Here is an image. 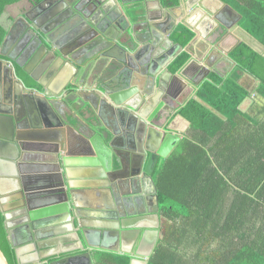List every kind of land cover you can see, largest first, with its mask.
<instances>
[{
  "label": "crops",
  "instance_id": "0c3cea01",
  "mask_svg": "<svg viewBox=\"0 0 264 264\" xmlns=\"http://www.w3.org/2000/svg\"><path fill=\"white\" fill-rule=\"evenodd\" d=\"M40 1L42 0H23L22 3L32 9ZM101 1L105 9L104 13L96 10L99 0H51L47 7L62 4L61 12L72 9L73 12L67 17L61 18L62 29L55 33L53 37L46 39L44 33H40L44 43L51 51H44L42 58L38 60H35L34 56L40 46L38 43L31 45L32 40L36 39L32 31H29V24L32 21L25 16V13L19 11L12 12V14H8L6 11L0 15V56L11 54L18 58L25 47H29L28 56L22 60L20 65L11 61L10 65L13 68L16 66L17 71L19 67L29 78L37 82L41 90H44L41 83L28 74L23 66H27L32 72L36 73L40 80L46 82L50 86L48 92H50L52 98L59 97L60 99L56 103L61 113L67 115L66 119H69L70 123L78 128L80 126L78 120L73 118V111L69 110L67 103H73L79 113L84 112V103L73 92L76 89L83 92L88 91L91 92L89 95L95 99L96 94L93 91H95L97 83L103 81L107 76L116 75L120 70L121 67L116 60L125 58L126 51H129L135 61L138 48L152 36L154 38L161 37L157 43L159 50L153 54L156 58L160 57L157 61V71H154L156 82L160 81V85L162 84L161 86L164 88L163 86H170L177 79L174 75H179L181 81H176H178L180 88L181 85L187 84L181 92H179L180 88L178 92L176 88H173L174 94H178L177 99H172L166 94L163 96H161V93L157 95V91L153 101H148V105L145 104V101L142 103L144 96L149 99L146 89H144L145 75L137 73L136 70L130 67L125 70H133L136 85L140 88V93L135 95L136 98L133 99L139 100L138 105L142 103V110L146 112V115L150 116L156 106L164 101V106L156 115L155 121L158 125L166 128L170 126L173 130L178 131L181 134L180 141L185 137L198 139L203 135L202 132L193 129L191 122L179 113L180 109L187 105L190 100H198L220 115L217 110L213 109L200 97L199 90L212 73L225 77L236 68L237 47L241 43H246L253 50L264 55V44L242 27L240 23L242 18L228 10L225 7L227 2L224 0ZM33 15V17H38V13L37 15L33 13ZM217 17L220 18L221 23ZM108 19H112L124 27L122 30L114 29L112 34L116 36V39H108L109 41L102 40V37L96 31L99 28L98 25H102L103 20L108 21ZM236 20L238 25L235 23ZM180 25H184L194 32V37L186 45L181 40V34L174 36ZM151 26L159 35L150 33ZM48 33H51V30ZM166 39H170L171 42ZM92 46L96 47L93 52L91 51L93 62L91 60H88V62L87 58L89 56L86 50ZM99 50H103L102 53L96 54ZM169 50L173 54L168 55ZM62 52H64V55ZM165 54L168 58H164L163 55ZM45 55L47 60H44ZM70 57L74 58L78 64L72 62ZM178 58H187L185 65L180 69L177 65ZM81 63L85 64L83 71L80 69L79 64ZM43 64L47 66L43 68ZM50 67L56 68L53 72L48 73ZM6 69V66L3 65V71H6ZM240 74L239 83L249 91V95L241 103V111L252 116L253 114L250 112L252 110L264 114V107L259 108L257 106L259 102L264 105V97L258 92L261 81L248 71H242ZM243 106L245 107L243 108ZM101 107L102 103L99 110H101ZM224 120L226 121V118ZM238 120L242 121L243 119L239 116ZM105 122L112 124L111 119H105ZM103 124L104 121L101 125ZM226 128V126H223L213 136L208 146ZM83 131L89 135L93 134L90 129H83ZM32 142H41L46 145V151L56 149V146H53L45 138L42 141ZM1 151L0 176L2 178H0V188L5 193H11V191L13 193L18 181L14 176L9 178L13 173V168L9 164H15V162H10L5 156V151ZM65 158L67 165L63 166V170L66 174V190L73 210L80 212V215H77L76 218V225L79 227V234L85 244L84 250L91 251L93 255L95 250L90 245H107L131 250L137 249L141 253L148 252L156 237V229L161 225L163 217L162 211L161 209L158 210L155 200V184H152L151 180L146 178V181L142 180L140 182L135 192H131L130 188L122 192L114 182L109 181L108 171L104 167L103 160L98 159L97 162L86 163L83 158L74 155ZM127 198L130 199L129 202L131 203L129 210L128 202L125 200ZM134 206L138 208L142 218H127L126 212L133 211ZM115 211L120 214L121 230L123 229L124 236L119 234L118 237H113L111 235L112 231H109V229H98L97 223L116 221L115 218H108L107 216L108 213ZM158 213L161 215V223ZM18 214L19 211L12 212L13 223L18 221ZM81 223L86 228L84 229L86 233L80 228ZM127 233L133 234L129 236V240L126 237ZM13 238L19 245L20 260L27 262L42 256V251L35 244L30 243L29 236L19 228H15ZM72 240L75 241L72 242ZM59 244L55 249L64 250L65 252L61 255L78 253L69 250L74 246H80L74 235L66 236V239L61 240ZM56 257H59V255H56Z\"/></svg>",
  "mask_w": 264,
  "mask_h": 264
},
{
  "label": "water",
  "instance_id": "95a60500",
  "mask_svg": "<svg viewBox=\"0 0 264 264\" xmlns=\"http://www.w3.org/2000/svg\"><path fill=\"white\" fill-rule=\"evenodd\" d=\"M50 1L47 0L39 6L40 8L35 9L37 12L31 11L25 14L32 21L29 24V31L31 30L36 38L30 44L35 45L38 43L40 46L34 56L35 60L42 58L44 51H51L44 43L40 33H44L46 39L53 37L55 33L62 29L61 18L67 17L73 12V9L61 12L62 4L47 7ZM101 3L102 1L99 0L96 10L104 13L105 9ZM225 7L242 18V14L230 4L226 3ZM33 13H38V17H33ZM217 19L220 18L217 17ZM103 21L104 23L98 25L99 28L96 29L102 40L116 39V36L112 34L114 29H124L121 24L112 19ZM219 21L221 23V20ZM222 23L226 25L224 22ZM235 23L238 25L237 20ZM50 30L51 33H48ZM150 33L159 35L152 26L150 27ZM160 39V36H157V38L152 36L143 43L136 51L135 61L129 51H126L125 58L117 59L116 62L121 67L120 70L116 75L107 76L103 81L97 83L95 91H93L96 94L95 99L89 95L91 92L88 91L87 93L76 89L73 92L84 103V112L82 113L75 109L73 103H67L70 108L68 109L71 112L73 111V118L78 120L79 128L70 123L69 119H66L67 115L61 113L56 103L60 99L59 97L52 98L50 92H48L50 86L46 82L40 80L36 73L32 72L27 66H23L28 74L41 83L44 90L38 87H29L24 79L18 75L16 66L13 68L10 65V61L12 63L17 62L20 65L22 60L28 56L29 47H25L18 58L11 54L7 55L8 58L5 60L0 58V156H2L1 150H3L8 160L15 162V164H9L13 168V173L9 178L14 176L18 181L13 193L12 191L11 193H5L0 188V205L6 217L5 224L9 238L16 249L21 264L39 263L48 257L61 255L65 252L64 250L51 249L49 251L48 249L59 244L68 235H74L76 241L80 244V246L72 247L69 251L80 252L58 257L51 264H95L91 251L84 250L85 244L79 234V227L76 225V218L77 215H80V212L73 210L68 199L66 174L63 170V166L67 165L66 156H78L83 158L86 163L97 162L98 159L103 160L104 167L108 171L109 181L114 182L122 192L127 188H130L131 192H135L140 182L142 180L146 181V178H149L152 184L154 183L153 174L160 159L168 157L178 145L181 134L170 126L166 128L158 125L155 121L156 115L164 106V101L156 106L150 116L146 115V112L142 110L143 105H141L144 101L147 105L148 101H153L157 91V95L160 93L161 96L166 94L172 99L178 97V94H174L172 90L176 88L178 92L180 88L178 81H176H181L179 75H174L177 79L170 86H163L164 88H162V84L160 85V81L156 82L154 71H157V61L160 57L156 58L153 54L159 50L157 43ZM166 40L171 42L170 39ZM95 49L96 47L92 46L86 50L89 56L87 61L91 60L93 62L91 51L93 52ZM102 51L99 50L96 54H101ZM62 53L64 55V52ZM170 54H173L171 50L168 51V55ZM163 56L168 58L167 54ZM44 60H47L46 55ZM70 60L77 63L72 57H70ZM3 65L6 66V71H3ZM79 65L83 71L85 64L81 63ZM45 66L47 65H42L43 68ZM127 67L145 75L144 89H146L149 99L144 96L142 103L139 105V100L133 98H136L135 95L140 93V88L136 85L133 70L126 71ZM55 68L50 67L48 73L53 72ZM186 85V83L181 85L179 92ZM101 103L102 107L99 110ZM105 119H111L112 124L105 122ZM103 121L104 126L101 125ZM83 129H90L93 134L89 135ZM44 138L53 146L55 145L56 149L46 151L27 147L28 143L42 141ZM24 167L28 170L23 169ZM125 200L128 202L129 210L131 207L130 199ZM155 200L160 211L157 189ZM15 210L19 211L18 221L13 223L12 212ZM130 211V213L126 212L127 218H142L140 217L142 214L135 206L134 210ZM107 216L108 218H115L116 221L97 223L98 229H109V231H112L111 235L113 237H118L119 234L124 236L123 229L121 230L120 214L115 211L108 213ZM159 219L161 223L160 214ZM15 228L25 232L29 236L30 243L43 249L42 256L27 262L20 260L19 245L13 238ZM80 228L86 233L84 231L86 228L82 223ZM132 233H127L128 240L129 236L133 235ZM160 238L161 225L156 229V237L146 253L138 252L137 249L131 250L115 246H90L94 250L102 249L130 254L132 256L130 264H148ZM74 241L72 240V242ZM0 264H10L1 247Z\"/></svg>",
  "mask_w": 264,
  "mask_h": 264
},
{
  "label": "trees",
  "instance_id": "16d2710c",
  "mask_svg": "<svg viewBox=\"0 0 264 264\" xmlns=\"http://www.w3.org/2000/svg\"><path fill=\"white\" fill-rule=\"evenodd\" d=\"M224 1L242 14V27L264 44V0ZM7 2H0V15L12 1ZM177 34L184 45L194 37L184 25ZM236 56L234 70L225 77L212 73L199 90L220 115L195 99L179 111L203 135L185 137L156 166L153 179L167 229L148 264H264V117L241 111L249 91L239 83L240 73L250 72L261 81L258 92L264 97V55L241 43ZM186 61L178 58V68ZM17 73L27 86L40 88L19 67ZM239 116L251 124L246 134H238ZM223 126L226 130L208 146ZM5 220L0 205V247L10 264H21ZM93 257L95 264H130L132 258L102 249Z\"/></svg>",
  "mask_w": 264,
  "mask_h": 264
},
{
  "label": "flooded vegetation",
  "instance_id": "af4514ba",
  "mask_svg": "<svg viewBox=\"0 0 264 264\" xmlns=\"http://www.w3.org/2000/svg\"><path fill=\"white\" fill-rule=\"evenodd\" d=\"M22 1L23 0H17V1H14L13 3H11V4H8L6 7H5V12L7 11L8 12V14H12V12H20V13H28V12H31V11H36L35 9H37V8H40L39 6H41V5H43L45 2H47V0H42V1H40L37 5H35V7L34 8H30V7H28V6H26V5H24L23 3H22ZM21 4V5H20ZM19 8H21V9H19ZM37 12V11H36ZM36 15H37V13H35ZM27 147H29V148H32V149H42V150H46L47 149V146L46 145H44V144H42L41 142H36V144H32V143H28V145H27ZM23 169H25V170H28V168H26V167H24ZM58 245H60V244H56L54 247H52V248H50V249H48V250H51V249H54V250H56L55 249V247H57ZM37 248L39 249V250H43L40 246H37ZM77 252H79V251H77ZM73 254V253H72ZM71 253H68V254H64V255H59V258L60 257H65V256H69V255H72ZM56 257V256H55ZM56 258H58V257H56ZM94 258V257H93Z\"/></svg>",
  "mask_w": 264,
  "mask_h": 264
},
{
  "label": "rangeland",
  "instance_id": "374dc122",
  "mask_svg": "<svg viewBox=\"0 0 264 264\" xmlns=\"http://www.w3.org/2000/svg\"><path fill=\"white\" fill-rule=\"evenodd\" d=\"M3 1L4 0H0V2H3ZM11 1L12 2H9V0H8L9 4H11V3H13L14 1H17V0H11ZM257 106L259 108L262 107V106L264 107V105L262 103H260V102L257 104ZM244 107L245 106H243V108ZM250 112L253 114V116L257 115L259 117H264V114L261 113L260 111L252 110ZM243 120L241 121V127H239V129H240V131L238 133L239 135H241L242 133H245L246 134V132L251 128V124L247 120H244V121ZM174 216H176V214H174ZM172 222H173V220L172 221H169L168 223H172ZM166 229H167V218L164 216V217H162V223H161V238H163L164 235L166 234L165 233L166 232ZM212 245L214 246V245H216V243H213Z\"/></svg>",
  "mask_w": 264,
  "mask_h": 264
}]
</instances>
